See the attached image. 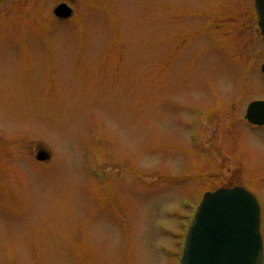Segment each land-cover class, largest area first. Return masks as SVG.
Segmentation results:
<instances>
[{
	"label": "rangeland",
	"instance_id": "rangeland-1",
	"mask_svg": "<svg viewBox=\"0 0 264 264\" xmlns=\"http://www.w3.org/2000/svg\"><path fill=\"white\" fill-rule=\"evenodd\" d=\"M263 61L253 0H0V264H175L233 184L264 241Z\"/></svg>",
	"mask_w": 264,
	"mask_h": 264
},
{
	"label": "water",
	"instance_id": "water-1",
	"mask_svg": "<svg viewBox=\"0 0 264 264\" xmlns=\"http://www.w3.org/2000/svg\"><path fill=\"white\" fill-rule=\"evenodd\" d=\"M255 1L264 35V0ZM53 13L66 19L72 10L59 3ZM247 113L251 122L263 124L264 102H252ZM35 158L47 160L49 154L39 149ZM259 222V204L245 188L236 185L206 193L189 224L181 264H262Z\"/></svg>",
	"mask_w": 264,
	"mask_h": 264
}]
</instances>
